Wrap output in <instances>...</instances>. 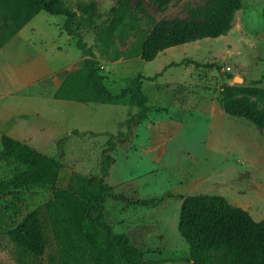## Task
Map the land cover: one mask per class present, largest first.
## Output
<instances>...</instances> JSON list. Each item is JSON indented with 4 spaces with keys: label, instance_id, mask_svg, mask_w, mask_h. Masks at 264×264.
Wrapping results in <instances>:
<instances>
[{
    "label": "rangeland",
    "instance_id": "1",
    "mask_svg": "<svg viewBox=\"0 0 264 264\" xmlns=\"http://www.w3.org/2000/svg\"><path fill=\"white\" fill-rule=\"evenodd\" d=\"M62 1L75 11L87 0ZM91 1L93 4L86 11L78 10L73 26L83 31L88 45L94 46L98 26L117 0ZM129 1L132 5L141 1L150 25L162 18L190 17L195 9L204 5V0H174L160 10L153 0ZM263 7L264 0H242V7L236 11L226 35L178 45L152 61L121 56L111 59L100 54L98 46L95 48L104 84L113 93H118L129 77L138 73L144 76L141 89L147 95L148 115L131 125L129 131L137 130L133 140L116 138V148L108 151L112 157L108 182L120 188L133 179L141 185L144 194L128 193V200H124L125 191L119 192L109 205L116 210L123 199L124 204H128L125 215L134 210L146 213L142 225L148 227L138 231L148 237L146 256L163 259L160 264H188L186 261H165L188 256V245L177 227L182 200L187 194L221 195L232 205L249 206L244 209L254 220L263 218L259 216L264 211V129H258L243 117L226 114L221 94L224 84L264 88ZM63 18V15L40 12L21 34L22 40L16 42L17 46H10L11 50L7 51L6 44L0 50L3 78L0 135L11 136L10 129L21 126L19 134L26 143L61 163L54 183L30 185L0 197V264H73L53 260L47 253L32 255L14 244L7 231L31 210L51 199L62 200L84 211L89 181H98L104 175L102 164L107 140L128 131L126 119L138 111L128 104L85 103L52 96L53 81L58 80L57 70L76 62L80 53L81 60L75 69L84 68L87 59L62 29ZM181 59L197 61L204 66L186 62L168 66L154 79L147 78L170 61ZM27 70L36 72L40 78L32 86H24L27 80L22 73ZM235 76L243 80L234 81ZM157 126L159 133L155 137L168 138L159 145L164 152L148 148L153 139L152 127ZM78 127L94 128L95 132L77 131ZM221 128L233 133L223 138V149L216 153L206 150V132ZM136 141L148 151L132 149L127 152L126 148H134ZM0 172L6 175L7 170L1 167ZM5 175L0 174V179ZM183 176L189 179L193 191L174 194L180 190L175 189L173 182ZM149 192L157 193L162 200L130 202V197L155 198Z\"/></svg>",
    "mask_w": 264,
    "mask_h": 264
},
{
    "label": "trees",
    "instance_id": "2",
    "mask_svg": "<svg viewBox=\"0 0 264 264\" xmlns=\"http://www.w3.org/2000/svg\"><path fill=\"white\" fill-rule=\"evenodd\" d=\"M153 1L161 10L174 0ZM92 4L91 0L83 1L78 10L86 11ZM241 7L242 0H204V5L195 9L190 17L162 18L150 25L141 1L132 5L129 0H117L98 26L93 46L84 41L83 31L73 26L78 10L71 11L62 0H0V49L39 12L63 15L62 29L75 38V46L87 56V62L84 68L66 75L53 97L135 106L138 111L126 119L129 131L133 122L145 119L150 110L146 104L147 96L141 89L144 76L138 73L129 77L127 84L118 93H113L104 84L96 46L100 54L111 59L139 56L151 61L168 47L226 35ZM262 14L264 18V7ZM186 62L204 66L190 59L171 61L147 78L154 79L168 66ZM221 94L226 114L243 117L258 129H264L263 87L224 84ZM127 132L112 135L107 140L102 164L104 175L98 181H89L84 211H78L59 199L48 200L9 229L8 238L32 255L47 253L51 259L64 263L160 264L164 261L148 258L144 250L131 244L126 234L115 232L108 221L105 202L109 197H116L112 186L105 181L112 158L108 151L115 149V139L127 137ZM0 141V168L7 170L6 175L0 172L5 175L0 179V197L30 185L51 184L57 180L61 163L54 156L7 134H2ZM160 200L155 197L139 202ZM177 227L188 245V256L165 261L264 264V216L256 221L246 209L232 205L221 195L183 197Z\"/></svg>",
    "mask_w": 264,
    "mask_h": 264
},
{
    "label": "crops",
    "instance_id": "3",
    "mask_svg": "<svg viewBox=\"0 0 264 264\" xmlns=\"http://www.w3.org/2000/svg\"><path fill=\"white\" fill-rule=\"evenodd\" d=\"M41 12H45V11H41ZM40 14V12L38 13V14H36L9 42H7L6 44H8V46H6V48H8L7 49V51L8 50H11V48L12 47H14L18 42H20L21 40H22V38L20 37L21 36V34L26 30V28H28L29 27V24H32V20H34V18H36L38 15ZM63 21H64V18H63ZM63 21H62V23H63ZM32 28V27H31ZM70 36V35H69ZM71 37V39H72V41H73V43H74V45H75V41H74V37H72V36H70ZM17 42V43H16ZM5 44V45H6ZM185 44H187V43H185ZM5 45L3 46V47H5ZM182 45V44H181ZM10 46H11V48H10ZM17 46V45H16ZM178 46V45H177ZM2 47V48H3ZM19 47V46H18ZM173 47H176V46H171V47H168V48H166V49H164V50H162V51H160L157 55H156V57L153 59V60H155L162 52H164L165 50H167V49H170V48H173ZM1 48V49H2ZM21 48V47H20ZM77 48V47H76ZM0 49V50H1ZM138 58H140L139 56H137ZM78 59L77 60H75L76 62H71V63H69V64H67V65H65V66H63L62 68H59L57 71V74H55V75H57V78H58V80L57 81H53V89L51 90V93H52V96H53V93H54V91L56 90V88L61 84V82L64 80V78L66 77V75L69 73V72H71V71H75V70H78V69H75V66L78 64V62L81 60V53H80V56H78L77 57ZM85 58V57H84ZM132 58H135V57H132ZM141 59V58H140ZM152 61V60H151ZM86 62H87V59H86ZM171 62V61H170ZM169 62V63H170ZM168 64V63H167ZM166 64V65H167ZM163 69V68H162ZM161 69V70H162ZM160 70V71H161ZM35 73L36 72H33V71H31V70H27V71H23V75H24V79L25 80H27V83L24 85V86H32V85H34V84H36L39 80H40V78L39 77H37V75H35ZM157 73V72H156ZM52 78H54V76L52 77ZM2 80H3V78H2V76L0 75V84H2ZM10 91V90H9ZM146 95V94H145ZM147 96V95H146ZM57 99V98H56ZM61 100H67V99H61ZM75 101V100H74ZM79 102V101H78ZM85 103H88V102H85ZM94 103H96V102H94ZM160 126V125H159ZM159 126H157V128H153L152 127V131H153V139L148 143V148L150 147V149L149 150H153V151H155V152H157V151H159V150H161V152H164V150L163 149H159V145L161 144V143H163V141H167V137H165V139H163V140H159V139H157L155 136H157L156 134H157V132L159 133ZM18 126H15V127H13V128H11L10 129V132H11V136L13 137V138H15V139H18V140H20V141H22V142H25L24 140H23V138H22V136H20V132H19V128L21 127V126H19L18 128H17ZM76 130L77 131H81V130H86V131H92V132H95V129L94 128H89L88 129V127L87 128H80V127H78V128H76ZM98 131H102V130H98ZM137 131V130H136ZM136 131H135V129H131V131H125V133L127 132V137L128 138H130L131 140H133V138H134V136L136 137ZM227 134H233L232 132H230V133H228V131H225V129H217V130H211V131H208V132H206V135H205V142H204V144H205V149L206 150H209V151H212V152H219L221 149H223L222 147H224L223 145H224V141H223V138H225L226 137V135ZM1 136H2V134L0 135V139H1ZM127 137H123V138H127ZM127 138V139H128ZM216 139L215 140V142L213 141V139ZM149 141V140H148ZM132 142V141H131ZM137 143H136V145H135V147L133 148V146H130V147H128V148H126V151L127 152H129L130 150H132V149H135V150H139V151H142L143 153H144V151H148V150H144V148L143 147H140V145L138 144L139 143V141H136ZM26 143V142H25ZM142 143V142H141ZM28 144V143H27ZM139 145V146H138ZM31 146V145H30ZM215 146H217V148H215ZM218 147H220V148H218ZM116 148V147H115ZM0 149H1V141H0ZM217 149V150H216ZM144 150V151H143ZM107 180H105L108 184H110L111 186H112V188H113V192H114V194L116 195V197H118V194H119V192L121 193V192H123V191H125V193L123 194L124 196H125V198H123L124 200H128L127 199V197H128V193H131V194H139V193H141V194H144V192L143 191H141V185H139V183L138 182H136V181H133V179L132 180H130V181H128V183L127 182H125L126 183V185L124 186H122V187H120V188H116V185H114V183H110V182H108L109 181V177H110V175H108V173H107ZM105 176V177H106ZM173 184H175V189L177 188V189H179L180 191H174L173 193L174 194H179V193H183V190H187V191H189V193H190V191H193V187H192V185L190 184V182H189V179H186V177L185 176H183V177H181V178H178L177 180H175L174 182H173ZM263 187H264V185H263ZM117 189H119V190H117ZM263 192H264V190H263ZM149 193H152V194H154V197H158V194L157 193H154V192H149ZM148 193V194H149ZM188 195H194V194H187L186 196H188ZM116 197L114 198V197H109L107 200H106V202H105V205H106V208L108 209V211H109V217H108V221H109V223H110V225L112 226V229L115 231V232H117V233H124V234H126L128 237H129V239H130V242H131V244H133V245H135V246H137V247H139V248H141L142 250H144L145 251V247H146V245H148L147 243H148V237H146V236H142L143 235V233H141L140 231H138V229H140V228H147L148 226H144V225H142V223H144L143 221H142V217H144L145 215H146V213L144 212V213H142V212H140V211H135L134 210V212L133 213H131V214H127V215H125L124 213L127 211L126 209V207H127V205H125L124 204V201H120L121 202V204H119V205H117V209L116 210H114V207H111L110 205H109V202H111V200H115L116 199ZM123 197V196H122ZM140 198V197H139ZM138 197H136V198H133V197H130V200H132V201H130L131 203H133V202H136V203H139L138 202V200H141V198L139 199ZM160 198H162V197H160ZM162 200V199H161ZM160 200V201H161ZM264 200V199H263ZM128 202V201H127ZM129 203V202H128ZM135 204V203H134ZM135 205H137V204H135ZM249 207V206H248ZM248 207H244V208H246V209H248ZM128 212V211H127ZM250 213V212H249ZM252 216V215H251ZM263 217L264 216V211H263V213L262 214H260V216L259 217ZM136 222H139L141 225H136L135 223ZM134 226H137L136 228V230L134 231ZM115 228H117V229H121V230H119V231H116L115 230ZM138 235H139V239H138ZM140 237H141V240H140Z\"/></svg>",
    "mask_w": 264,
    "mask_h": 264
},
{
    "label": "water",
    "instance_id": "4",
    "mask_svg": "<svg viewBox=\"0 0 264 264\" xmlns=\"http://www.w3.org/2000/svg\"><path fill=\"white\" fill-rule=\"evenodd\" d=\"M243 79L241 78V77H239V76H235L234 77V81H242Z\"/></svg>",
    "mask_w": 264,
    "mask_h": 264
}]
</instances>
